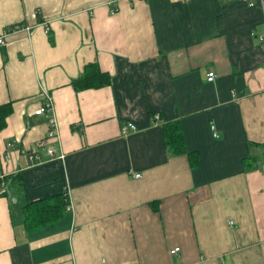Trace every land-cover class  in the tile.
Instances as JSON below:
<instances>
[{
	"label": "crops",
	"instance_id": "crops-1",
	"mask_svg": "<svg viewBox=\"0 0 264 264\" xmlns=\"http://www.w3.org/2000/svg\"><path fill=\"white\" fill-rule=\"evenodd\" d=\"M14 25L32 30L0 46V264H264V5L0 0ZM92 62L111 84L77 91Z\"/></svg>",
	"mask_w": 264,
	"mask_h": 264
},
{
	"label": "trees",
	"instance_id": "trees-1",
	"mask_svg": "<svg viewBox=\"0 0 264 264\" xmlns=\"http://www.w3.org/2000/svg\"><path fill=\"white\" fill-rule=\"evenodd\" d=\"M48 33H50L48 31ZM112 77L108 72L102 71L98 63H89L85 66L83 73L77 78L72 80V85L77 91H82L92 88H101L111 84ZM11 104L0 106V129L6 124V117L11 113ZM166 144L170 147L174 153L185 152L184 139L178 129L171 131L169 127L166 128ZM45 205L44 209L56 208V204L50 202L43 203ZM42 204V205H43ZM59 205V202L57 203ZM46 208V209H45ZM60 212V211H58ZM33 211L30 212V215ZM56 219L58 216H55ZM54 217V218H55Z\"/></svg>",
	"mask_w": 264,
	"mask_h": 264
},
{
	"label": "built area",
	"instance_id": "built-area-1",
	"mask_svg": "<svg viewBox=\"0 0 264 264\" xmlns=\"http://www.w3.org/2000/svg\"><path fill=\"white\" fill-rule=\"evenodd\" d=\"M115 1H117V0H113V2H115ZM182 1H184V0H182ZM245 1L250 3L251 5H255L256 3H260L261 5H264V0H245ZM115 11L116 10H114V12ZM31 30H32V27L28 26V25H14V26L7 28V30L2 34V36H0V46L5 44V38L7 37L8 34L20 32V31L31 32ZM260 40L264 43V37H261ZM215 77H216V74L214 72H210L208 74L207 80L211 82L215 79ZM45 97H46L47 101L43 106H41V108L39 110L35 111L36 115H40V114H43L45 112H49V113L53 112L54 100H53L52 95L45 92ZM50 126H51L50 137L54 138V139H58L59 138V129H58L57 120H56L54 115L50 118ZM136 129L137 128H136L135 124L129 122L128 124L123 126L122 133L124 135H128L131 131H134ZM215 134H217V133L215 132ZM45 142H47V141L44 140V141L40 142L39 146L43 147ZM48 152L50 155H53V153H54L52 149H49ZM61 158H64V156H61ZM136 177H140V174H137ZM178 250L179 249L176 248L175 250L172 251V253H175Z\"/></svg>",
	"mask_w": 264,
	"mask_h": 264
}]
</instances>
